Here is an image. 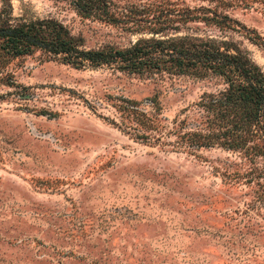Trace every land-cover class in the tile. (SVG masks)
I'll list each match as a JSON object with an SVG mask.
<instances>
[{"label": "rangeland", "instance_id": "obj_1", "mask_svg": "<svg viewBox=\"0 0 264 264\" xmlns=\"http://www.w3.org/2000/svg\"><path fill=\"white\" fill-rule=\"evenodd\" d=\"M112 1L211 5L237 28L190 21L191 31L236 39L264 71V0ZM10 3L13 22L58 18L90 48L139 35L80 16L70 0ZM0 76L30 86L24 98L0 79V264H264V157L219 146L192 154L102 116L119 118L121 96L154 112V96L166 121L194 119L219 77L75 67L41 49L9 59Z\"/></svg>", "mask_w": 264, "mask_h": 264}, {"label": "trees", "instance_id": "obj_2", "mask_svg": "<svg viewBox=\"0 0 264 264\" xmlns=\"http://www.w3.org/2000/svg\"><path fill=\"white\" fill-rule=\"evenodd\" d=\"M0 1V68L15 56L41 49L75 67L110 64L146 76L164 73L217 76L224 86L199 96L195 102L197 118L166 121L159 116L160 107L154 96L150 97L154 112L146 109L142 100L121 96L113 103L119 118L102 116L142 141L192 154L219 146L242 151L251 160L264 157L263 69L236 39L191 31L190 21L215 24L222 30L236 29V20L227 13L211 5L164 9L159 4L123 7L112 0H70L82 17L121 23L139 33L125 46L106 44L90 48L85 46L81 35L73 34L58 18L47 16L13 22L10 0ZM3 80L14 87L12 93L29 96V85ZM41 110L43 113L44 109Z\"/></svg>", "mask_w": 264, "mask_h": 264}]
</instances>
